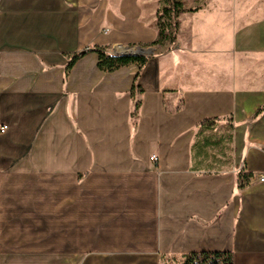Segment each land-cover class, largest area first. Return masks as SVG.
Here are the masks:
<instances>
[{
	"label": "crops",
	"instance_id": "crops-1",
	"mask_svg": "<svg viewBox=\"0 0 264 264\" xmlns=\"http://www.w3.org/2000/svg\"><path fill=\"white\" fill-rule=\"evenodd\" d=\"M179 1L0 0V264H264V0Z\"/></svg>",
	"mask_w": 264,
	"mask_h": 264
},
{
	"label": "trees",
	"instance_id": "trees-1",
	"mask_svg": "<svg viewBox=\"0 0 264 264\" xmlns=\"http://www.w3.org/2000/svg\"><path fill=\"white\" fill-rule=\"evenodd\" d=\"M160 7L156 14L157 37L156 40L144 47H162L166 43L172 44L176 41L178 15L183 12L182 4L179 0H159ZM87 51L97 55V68L104 73L114 72L122 67L135 65L140 70L144 67L150 56H136L113 54L107 48L93 46ZM80 56L74 55L67 63L66 69L69 70L73 63ZM134 89V86L133 88ZM181 264H233V254L229 251H201L192 252L184 256Z\"/></svg>",
	"mask_w": 264,
	"mask_h": 264
},
{
	"label": "water",
	"instance_id": "water-1",
	"mask_svg": "<svg viewBox=\"0 0 264 264\" xmlns=\"http://www.w3.org/2000/svg\"><path fill=\"white\" fill-rule=\"evenodd\" d=\"M113 54L136 55V56H150L154 53L152 48H145L139 46L124 47L119 51H112Z\"/></svg>",
	"mask_w": 264,
	"mask_h": 264
},
{
	"label": "built area",
	"instance_id": "built-area-1",
	"mask_svg": "<svg viewBox=\"0 0 264 264\" xmlns=\"http://www.w3.org/2000/svg\"><path fill=\"white\" fill-rule=\"evenodd\" d=\"M8 130V127L6 125H0V134L5 133ZM152 161H157V157L152 156L151 157Z\"/></svg>",
	"mask_w": 264,
	"mask_h": 264
},
{
	"label": "rangeland",
	"instance_id": "rangeland-1",
	"mask_svg": "<svg viewBox=\"0 0 264 264\" xmlns=\"http://www.w3.org/2000/svg\"><path fill=\"white\" fill-rule=\"evenodd\" d=\"M161 264H175L173 261H161Z\"/></svg>",
	"mask_w": 264,
	"mask_h": 264
}]
</instances>
